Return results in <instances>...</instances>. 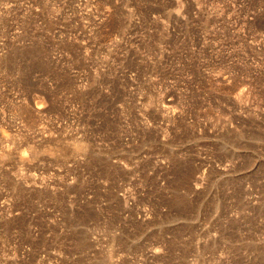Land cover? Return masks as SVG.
<instances>
[{
    "label": "rangeland",
    "instance_id": "rangeland-1",
    "mask_svg": "<svg viewBox=\"0 0 264 264\" xmlns=\"http://www.w3.org/2000/svg\"><path fill=\"white\" fill-rule=\"evenodd\" d=\"M0 264H264V0H0Z\"/></svg>",
    "mask_w": 264,
    "mask_h": 264
},
{
    "label": "bare ground",
    "instance_id": "bare-ground-1",
    "mask_svg": "<svg viewBox=\"0 0 264 264\" xmlns=\"http://www.w3.org/2000/svg\"><path fill=\"white\" fill-rule=\"evenodd\" d=\"M75 149L79 150V151H82L83 147L81 145H76L75 146Z\"/></svg>",
    "mask_w": 264,
    "mask_h": 264
}]
</instances>
